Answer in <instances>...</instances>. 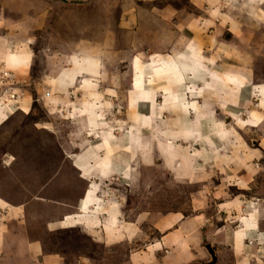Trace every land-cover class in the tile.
I'll return each mask as SVG.
<instances>
[{"label":"rangeland","instance_id":"1","mask_svg":"<svg viewBox=\"0 0 264 264\" xmlns=\"http://www.w3.org/2000/svg\"><path fill=\"white\" fill-rule=\"evenodd\" d=\"M65 1L29 34V71L0 72V109L12 107L0 117V264H136L141 258L140 264H203L210 260L207 243L214 264H264V240L249 219L261 210L264 225V109L260 122L253 120L258 95L250 93L264 82V2ZM189 49L199 71L193 92ZM57 52L68 58L58 59ZM173 64L184 82L179 67L171 70L177 79H159L161 65ZM65 68L71 76L82 73L68 88L54 79ZM222 69L247 74L240 102L196 99L204 80ZM161 81L178 94L170 107L158 96ZM92 87L104 92L97 100L106 104L96 131L86 125L80 105ZM69 89L81 91L68 96ZM139 89L153 90L154 102L137 104ZM132 94L136 106L129 105ZM188 127L193 131H184ZM128 131V147L122 150L120 143L115 155L125 163L117 174L93 169L79 177L76 162L93 168L84 159L88 149ZM77 210L79 224L52 229ZM182 223L199 230L191 244L174 231ZM33 239L40 244L35 254L27 249Z\"/></svg>","mask_w":264,"mask_h":264},{"label":"crops","instance_id":"2","mask_svg":"<svg viewBox=\"0 0 264 264\" xmlns=\"http://www.w3.org/2000/svg\"><path fill=\"white\" fill-rule=\"evenodd\" d=\"M261 1H262V3L264 2V0H260V1L255 2L254 4L261 5L262 3H259ZM59 2H66V1L65 0H0V72L2 70H6L8 73L12 74L13 76H15V75L19 76L20 74H25V73H27V71H29L31 57H30V54L27 53L25 50V46H27L28 41L30 39L28 36H29V34L34 32L35 30H38V29L41 30L42 29V27H43L42 24L45 22L46 15H48V13L52 12L53 9L55 8V6L59 4ZM28 7H30L29 12H28V9H29ZM5 16H7V17H5ZM206 42H208V40ZM255 45H257V44H255ZM190 46H194V45H190ZM197 47H198V45H197ZM195 48H196V46H195ZM57 54H58V59H60V60H66V57L68 58V55H66L63 52H57ZM76 56H77V54H76ZM76 56H74V60H73L75 62L77 60ZM166 56H168V55H166ZM169 56H171V55H169ZM193 57H194V55H192L191 50L189 49L188 59L186 58V66H188L189 69H192V70L195 69L196 70V73L194 75V79H192L193 82H191L189 84L190 85L189 91H191V92L194 91V90H191V86L195 85L196 81L199 80V71L195 68V65H194L195 59ZM171 58H172V60L170 59V57L168 60V61H170L169 62L170 64L173 63L174 56L172 55ZM200 58H202V60H204V57H200V56H198L197 60L199 61ZM181 59L183 60V58H181ZM190 60H193V61L191 62ZM83 61H84V58L77 60V62H83ZM177 67H179V65H174L173 67H172V65L170 67L169 66L164 67L161 65V68L159 69V72H161L160 76H158L159 79L160 78H169L170 79L173 76L171 73V70L175 69V68L177 69ZM238 69H240V67H237V70ZM140 70H141L140 65L135 66V68H133V70H132V79H131V86L133 87V88H131L132 92L138 88V81H137L136 77L139 76L138 73L140 74ZM222 71H223L222 74L218 73V75L220 74L219 77L217 76V74H213L214 78L212 76L211 77L208 76L204 80V83H203L204 85L201 88L202 91L199 92V94L195 95L196 99L199 100L200 98H202L203 101L206 103H209L211 100L217 99L224 106L230 105V104L235 105V102H237V103L240 102V100L242 99V95H243L242 90L244 89V86L248 85V76H246L247 74L237 72L236 70H233V72H231V73H229V71L226 72L224 69H222ZM211 72H212V70H211ZM80 73H81V71H78V72L74 71V75L71 76V73L66 74V68H65L58 75H56L57 77H55L54 79L57 80L58 78H60L62 85H65V87L68 88L72 84V82L74 81L73 79H76L75 76L79 75ZM183 74L184 73L182 72V69L180 68V73L178 74L179 75L178 77H179V79L182 80V82H184ZM173 77L177 79V76H173ZM93 83H94V81H93ZM159 83H160L159 84L160 85L159 90H160L161 94L158 96L161 97V100L164 103V106L163 105L162 106L165 107V105H166V107H168L167 105H169V107H170L169 103H171V100L173 99V95H178V94L175 90L174 91L171 90V87H170L171 83L168 84L165 81H161ZM88 84H90L89 87L92 86L91 81ZM165 84H168V86H166ZM174 85H176L175 81L173 82V86ZM196 85L198 88V83ZM75 87L76 86H74L72 89H74ZM163 88H165V89H163ZM166 88H169L170 92H167ZM72 89H69L70 91L67 93L68 96H75L76 94H78L81 91L80 89H77L75 91ZM87 91H88V93H86L84 95L89 96V100H84V101H82V103L80 102L81 115L84 116L85 123H87L86 125H88V126L90 125L91 128H93L96 131V130H98V126L100 124H102L100 122V115H101V113H103V109L105 108L104 106H106L105 103H102L101 100L98 101L97 98L101 97V96L103 97L104 92H102L97 87L89 88ZM140 91H141V89H139V92ZM149 91L150 92L141 91L140 92L141 96H140V93L138 94L140 99H137V101H138L137 104L140 103V101L143 103H149V104H150V102H154L156 95H155L153 90L149 89ZM211 91H214V96L211 95V93H210ZM203 92H204V94H203ZM250 93L253 95H258V99H257L258 110H256L252 114V118L255 121L257 120V122H260L259 115L262 116L261 112H262V109H264V82L259 83V84H255L254 87L250 90ZM181 94H183V93L181 92ZM181 97H183V96H181ZM182 100L183 99L181 98V101ZM55 101L60 102L59 100L51 99L52 104H55L56 103ZM168 101H169V103H168ZM130 103H132V104H130ZM135 103H136V99H135V96H133V94H132V98L130 99L129 105L136 106ZM102 105H104V106H102ZM54 106H56V105H54ZM9 108L12 109V107L9 105H6L5 108H1L0 109V117L4 116ZM149 108H151V107H149ZM221 108L223 109V107H221ZM150 111L147 114H151ZM227 114H225V115H227ZM90 115H93L91 122H89V120H88V117ZM227 116L231 117V114H228ZM210 117H211V114H210ZM197 119H195L196 124H197ZM133 121H134V119H133ZM126 122L128 123V121H126ZM217 122H219V121H217ZM133 125H134V123H133ZM216 125H217V123H216ZM189 129H191V128L188 127L186 129H184V131L185 130L187 131ZM190 131L192 132L193 129H191ZM97 133H98V131H97ZM113 134L114 133H111V135L108 137L104 136L103 138H101L102 140L100 139L101 141H97L96 144L90 148L92 150V154H90L91 156L88 155L90 149L87 150V153H86L84 159L93 163L92 169L87 170V167H84V165L82 164L83 161L76 162L75 164H73V167L78 172L79 177H81L82 179H85V176L90 175L89 173L93 169H97V171H98L97 175H101V176H108V175L117 174L118 166H120L119 164H120V162H122V161H120L121 159L119 157H116L120 153L119 152L120 151V145L119 144L121 143L122 150H125L126 147H128V145H129V140H130L129 137L130 136H129V131L126 133L125 136H123L122 133H118L120 135L115 134L116 136ZM112 135L115 137L112 138ZM203 138L205 139L208 137H203ZM106 147L109 149V151L106 150ZM127 149H129V148H127ZM126 154L127 155L129 154L128 150L126 151ZM126 159H128V158H126ZM124 160H125V158H123V161ZM77 164H79L81 166V168L83 169V172L77 170V168L75 167V165H77ZM102 164H105L106 167H104V165H102ZM121 166L124 167L125 163L122 162ZM76 212L77 213L72 214V216L71 215L69 217L65 216L66 218L62 217L59 221H56L54 224H52V226H51L52 229H55V227L56 228L58 227L60 229V228L68 227V226H76L77 224H79L80 220H81L80 219L81 214L79 213L78 210ZM260 212L261 213L258 217L256 215V219L249 218L250 220H252L250 228L251 229L256 228L257 237L261 240H264V236L262 234V230H263L262 226H264V225H263V221L261 220V215L263 212L261 210H260ZM110 219L112 220V218H110ZM192 220H195V219H192ZM192 220H189L188 223ZM81 223L84 224V222H81ZM94 223H97V221L95 220ZM50 224L51 223H49L48 225L50 226ZM66 224H68V226H66ZM179 227H181L180 231L178 229H176L174 231L176 234L177 233L179 234V236H177V237L180 238V240H179L180 242L184 241V242H187L188 244H191L190 240H191V238H193V234H196L195 238L199 235V230H193L190 228H186L183 223ZM164 237H165V235H164ZM235 239H236V237H235ZM159 245H162V243L159 242ZM27 249H30L33 252V254H35L36 252H39L40 244L37 241V239H33L31 242L27 243ZM22 251H23V249H22ZM36 255H38V254H36ZM141 259L140 260L138 259L136 264H140Z\"/></svg>","mask_w":264,"mask_h":264},{"label":"water","instance_id":"3","mask_svg":"<svg viewBox=\"0 0 264 264\" xmlns=\"http://www.w3.org/2000/svg\"><path fill=\"white\" fill-rule=\"evenodd\" d=\"M204 248H205L206 252L208 253V255L210 256V260L207 262H203V264H214L215 254H214L213 247L210 245V243H207L204 245Z\"/></svg>","mask_w":264,"mask_h":264},{"label":"bare ground","instance_id":"4","mask_svg":"<svg viewBox=\"0 0 264 264\" xmlns=\"http://www.w3.org/2000/svg\"><path fill=\"white\" fill-rule=\"evenodd\" d=\"M257 1H260V0H255V2H257ZM255 2H253V4H254ZM259 3H262V1H261V2H259ZM263 7H264V6H263ZM247 15H248V14H247ZM247 15H246V16H247ZM245 18H246V17H245ZM245 18H244V19H245ZM247 18H248V17H247ZM256 18H257V17H256ZM243 21H244V20H243ZM218 55H219V54H218ZM199 56H200V55H199ZM213 59H214V58H213ZM203 94H204V92H203ZM223 135H224V134H223ZM139 145H140V144H139ZM85 220H88V219H87V218H85ZM87 224H88V222H84V224H83V225L86 227V226H87Z\"/></svg>","mask_w":264,"mask_h":264},{"label":"built area","instance_id":"5","mask_svg":"<svg viewBox=\"0 0 264 264\" xmlns=\"http://www.w3.org/2000/svg\"><path fill=\"white\" fill-rule=\"evenodd\" d=\"M3 76H6V73L3 72V73H2V77H3ZM0 78H1V77H0Z\"/></svg>","mask_w":264,"mask_h":264}]
</instances>
